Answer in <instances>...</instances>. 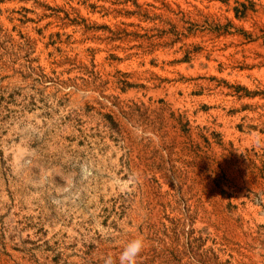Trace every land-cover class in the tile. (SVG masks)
I'll use <instances>...</instances> for the list:
<instances>
[{
    "label": "rangeland",
    "instance_id": "374dc122",
    "mask_svg": "<svg viewBox=\"0 0 264 264\" xmlns=\"http://www.w3.org/2000/svg\"><path fill=\"white\" fill-rule=\"evenodd\" d=\"M183 13L233 27L163 34ZM236 86L264 92V0H0V264H264Z\"/></svg>",
    "mask_w": 264,
    "mask_h": 264
},
{
    "label": "trees",
    "instance_id": "16d2710c",
    "mask_svg": "<svg viewBox=\"0 0 264 264\" xmlns=\"http://www.w3.org/2000/svg\"><path fill=\"white\" fill-rule=\"evenodd\" d=\"M243 6H245V4H242ZM234 11H235V16L236 17H241L242 15H245V11L242 12L241 15H239V8L238 7H234ZM186 14L183 13V18L181 19L183 24H181L180 26L177 23H171V26L169 28V30H162L163 34L166 33H171L172 35H174L177 38H181V37H189V36H193V34H195L199 27L202 26L205 29L209 30V32L212 33H216L217 35H225L229 33V28L233 27L231 25V22H227V23H221L219 20H215V19H211L209 20V18H204L202 20V24H200V22L198 20H192L193 18H191L189 15L188 17L185 16ZM158 17H155V19ZM147 19H154L152 17H148ZM170 24V23H169ZM235 31H239V33H241L242 35H245L247 37H250L249 34H247L245 31L243 30H239L235 28ZM236 91H243V96L246 97H254L256 95H261L262 97H264V92H256V91H250L245 87L242 86H236ZM104 118L106 121H108L109 123V128L111 129V131H116L118 132V124L117 122L114 121L113 117L111 114H104ZM262 163V167H264V160H261ZM264 177V176H263Z\"/></svg>",
    "mask_w": 264,
    "mask_h": 264
},
{
    "label": "clouds",
    "instance_id": "9594fccd",
    "mask_svg": "<svg viewBox=\"0 0 264 264\" xmlns=\"http://www.w3.org/2000/svg\"><path fill=\"white\" fill-rule=\"evenodd\" d=\"M144 241L142 238H137L128 243L121 253V264H135L136 257L143 251Z\"/></svg>",
    "mask_w": 264,
    "mask_h": 264
}]
</instances>
